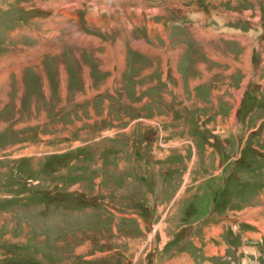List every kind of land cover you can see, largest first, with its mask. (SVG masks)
<instances>
[{
  "label": "rangeland",
  "instance_id": "rangeland-1",
  "mask_svg": "<svg viewBox=\"0 0 264 264\" xmlns=\"http://www.w3.org/2000/svg\"><path fill=\"white\" fill-rule=\"evenodd\" d=\"M263 11L0 0V60L32 59L0 74V264H264Z\"/></svg>",
  "mask_w": 264,
  "mask_h": 264
},
{
  "label": "crops",
  "instance_id": "crops-1",
  "mask_svg": "<svg viewBox=\"0 0 264 264\" xmlns=\"http://www.w3.org/2000/svg\"><path fill=\"white\" fill-rule=\"evenodd\" d=\"M220 35L222 36V37H225V36H223L221 33H220ZM225 35V34H224ZM261 44V46L263 45V43H264V39H262L261 40V42H260ZM253 45H254V40H253ZM252 45V46H253ZM39 60H41V58L39 59ZM250 63V65H251V62H249ZM10 65V66H9ZM23 66V65H22ZM31 66V65H30ZM20 67H17V66H15V63L12 65V64H8L7 65V67H3V65H2V61H0V74L1 73H3V72H13V71H15L16 69H19ZM250 70H251V67H250ZM247 74V73H246ZM260 83H263V86H264V79H262L261 81H259ZM261 91V90H260ZM225 175H226V173H225ZM206 222H208V221H206ZM182 226H185V224L184 225H182ZM182 226H180V227H182ZM179 227V228H180ZM178 228V229H179ZM179 231L177 230V233H178ZM192 246V245H191ZM173 247V244H172V246L170 247V249H168V253H165V257H164V259L162 260V261H158L157 263H154V264H160L161 262V264H185V263H188V264H191V260L189 259V261L188 262H186L185 261V257L184 256H189L190 254L189 253H186L185 255L183 254V253H180L181 251H183V252H185V246H183V247H178V248H172ZM204 247H205V245L202 247V249H204ZM203 252H204V250H202ZM176 254L175 255V257L176 256H179V259H174L175 257H172V254ZM205 253V252H204ZM150 264H152V263H150Z\"/></svg>",
  "mask_w": 264,
  "mask_h": 264
},
{
  "label": "trees",
  "instance_id": "trees-1",
  "mask_svg": "<svg viewBox=\"0 0 264 264\" xmlns=\"http://www.w3.org/2000/svg\"><path fill=\"white\" fill-rule=\"evenodd\" d=\"M219 209H220V206H219Z\"/></svg>",
  "mask_w": 264,
  "mask_h": 264
},
{
  "label": "bare ground",
  "instance_id": "bare-ground-1",
  "mask_svg": "<svg viewBox=\"0 0 264 264\" xmlns=\"http://www.w3.org/2000/svg\"><path fill=\"white\" fill-rule=\"evenodd\" d=\"M154 140V139H153Z\"/></svg>",
  "mask_w": 264,
  "mask_h": 264
}]
</instances>
